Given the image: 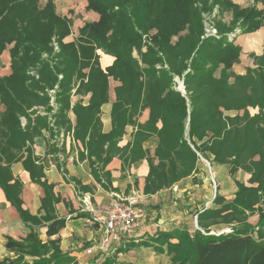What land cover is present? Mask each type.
<instances>
[{
    "label": "trees",
    "instance_id": "obj_1",
    "mask_svg": "<svg viewBox=\"0 0 264 264\" xmlns=\"http://www.w3.org/2000/svg\"><path fill=\"white\" fill-rule=\"evenodd\" d=\"M215 7L219 18L211 24L216 35L204 36L205 14ZM85 9L98 19L85 22L74 40L63 42L71 19L56 13L51 0L42 8L38 0H0V55L8 48L11 70L0 77V187L7 200L21 219L38 224L20 206V184L7 182L12 179L9 164L19 162L23 151L22 163H34L30 147L42 130L53 136L55 130L71 132L91 163L105 165L114 156L124 164L146 159L144 194L204 172L201 156L229 165L231 175L247 173V184L236 181L230 201L215 195V207L196 213L198 228L192 233L158 232L150 240L166 245L170 264H264V56L251 55L255 67L235 74L241 49L234 37L229 39L237 26L240 33L262 26L264 10L230 0H86ZM224 12L232 15L229 23L221 19ZM99 50L113 57L104 69ZM175 78L183 81L184 93ZM109 79L118 85L111 129L102 133L100 112L108 102ZM72 95L80 98L70 105ZM146 109L147 120L138 122ZM130 124L135 126L131 141L117 146ZM152 138L156 144L150 155L143 145ZM42 184L46 206L51 187ZM253 215L255 225L248 221ZM62 226V220L49 223L47 235ZM215 226L231 231L210 234ZM5 247L15 257L0 264H76L57 239L42 242L32 230L22 240L9 237ZM101 264L126 263L107 258Z\"/></svg>",
    "mask_w": 264,
    "mask_h": 264
},
{
    "label": "crops",
    "instance_id": "obj_2",
    "mask_svg": "<svg viewBox=\"0 0 264 264\" xmlns=\"http://www.w3.org/2000/svg\"><path fill=\"white\" fill-rule=\"evenodd\" d=\"M82 1L86 2V0ZM230 1L240 7L254 5L257 9L264 10V3L261 1L256 3L253 0ZM57 2L63 3L61 0H56L55 5ZM64 2L59 8L61 15H67V11L63 9L72 8L71 3V7H68L64 6L68 2ZM79 15L77 22H73L71 34L65 38V42L74 40L78 29L85 22L98 18L96 13H94L96 18H84L80 12ZM231 18L230 12H224L221 17L226 23H229ZM233 42L240 47L241 53L239 62L233 65L232 71L235 74H244L246 68L255 67L251 55L264 56V18L263 25L257 30L238 33ZM7 50L0 55V77L9 75L11 72ZM98 54L100 66L103 69L112 63V56L101 51H98ZM117 85V82L109 79L108 102L101 106L100 112L102 133H107L111 129L110 110L115 98L114 87ZM79 98L72 95L70 105ZM88 98L89 95L84 96L82 104L85 105ZM53 99L51 97V102ZM51 105L55 107L54 103ZM38 112L44 114L41 109ZM68 118L74 125L75 116L71 111H68ZM147 118L148 110L146 109L137 120L144 123ZM20 120L21 125L24 126L25 118L21 117ZM134 130V125H127L117 146L122 147L129 143ZM55 132L57 133L53 136L48 130H42L41 135L34 138L30 147L34 163H22L25 155L23 151L19 162L9 164L12 179L7 183L12 185L14 181H17L20 184L17 194L20 206L38 224L21 219L16 207L7 200L4 190L0 187V263L15 257L14 252L5 247L7 239L10 237L14 240H22L32 230L42 242L57 239L62 252H67L73 257L76 264H101L107 258L114 259L116 263L126 264H170L171 255L167 253L166 245H160L150 239L156 237L158 232L170 233L185 229L192 233L194 230L190 229L186 219L191 216L195 223L198 211L211 208L209 205L206 206V201L201 202L204 194L200 195L199 188L204 185L198 186V173L179 180L169 188L161 189L153 194H144L145 177L148 173L146 159L124 164L117 156H114L105 165L99 162L91 163V158L87 156L81 143L72 138L71 132L66 134H63L62 130H55ZM155 144L156 139L152 138L144 143L143 148H148L150 155H153ZM215 166V174L223 181L224 188L227 187L226 192H230L227 195L223 191L220 195L230 201L236 190L232 177L235 181L247 184L249 175L241 170L231 175L229 165L216 164ZM42 182L51 187L52 201L46 206L42 205L46 195ZM190 190L192 194L187 196V210H184L182 209L185 201L183 194L188 195ZM130 196H136L139 199L141 213L137 226L120 240L103 243V210L115 198ZM210 203L213 205V200ZM251 218L253 217L248 219L249 223ZM56 220H62L63 226L56 234L48 236V224ZM256 222L257 219L254 224ZM217 227L224 226H215ZM89 248L92 249L91 253L86 252ZM25 259L33 260L29 256Z\"/></svg>",
    "mask_w": 264,
    "mask_h": 264
},
{
    "label": "rangeland",
    "instance_id": "obj_3",
    "mask_svg": "<svg viewBox=\"0 0 264 264\" xmlns=\"http://www.w3.org/2000/svg\"><path fill=\"white\" fill-rule=\"evenodd\" d=\"M51 1L54 4L55 12L58 13V14H60L59 13L60 12V9L59 8L62 6L61 4L65 3L64 1L68 2L67 4H64V6L67 5L68 7H71L70 6V3L72 5V8L71 9H69V8L68 9H65V10L63 9V11H67L66 12L67 15L65 14V16H68L71 19L70 33L67 36L64 37L63 42H65V38L69 37V35L71 34V29H72L73 22H75L76 20H78V17L80 16L79 15V12H80V14L82 16H84V18H92V17L93 18H96L95 15H94L95 12H93V11H87L85 9V5L84 4L86 2L84 3L82 0H61V1H63V3L61 2V4H60L59 2H57L56 5H55L56 0H51ZM57 1H60V0H57ZM46 2H47V0H38V6L40 8H42L46 4ZM213 17H216V19L218 17V15H217V8L216 7L213 9V12L209 16H208V14H205V22H206V24H209V25H211L210 23L213 24V22H212L213 21ZM54 44H56V42H55L54 37H53L52 38V45H53V47H54ZM56 46H57V44H56ZM7 49L8 48H6L5 50H7ZM43 56L45 57L46 55L44 54ZM175 80L177 82L180 81L178 78H175ZM177 86H178V83H177ZM53 91H49L51 95L53 94ZM201 162H202V168L204 169V172H203V170H200L201 172L198 173L199 178L197 179V181L199 182L198 183L199 184L198 185L199 187H200V185H204L203 187H200L199 188L200 195L204 194V197L202 198V201L201 202H203V201L205 202L206 201V203H205L206 206L209 205L211 207H215L214 204L211 205L212 203H210V201L215 198V195H220V193H222L223 191H225L224 192L225 194L229 195L230 192L229 191L226 192V188L227 187L224 188L223 183H222L223 181L217 176V174H215V167H216L215 165L216 164L215 163H210L209 161H206V160L205 161H202L201 160ZM232 180L236 184V181L237 180L235 181L233 177H232ZM196 189H198V187H196ZM190 194H192V191L191 190H190V193L188 195L186 193L183 194V197H184L185 201H184V206H183L182 209H184V210H187V204H186L188 202L187 201V199H188L187 196H190ZM227 195H225V196H227ZM224 199H225V201H229V200H227V198H224ZM197 203H199V201ZM189 214H190V212H189ZM252 217L253 218H251V220H250L251 221V224L253 223L252 225H255L254 222L256 221L257 216L256 215H253ZM186 222L190 226V229L192 231L194 229H197L198 226L196 227V225L194 223V219L191 216L186 219ZM210 229L213 232L217 233V232H221V231L226 230L227 227H225V226L224 227H217V228L211 227Z\"/></svg>",
    "mask_w": 264,
    "mask_h": 264
},
{
    "label": "built area",
    "instance_id": "obj_4",
    "mask_svg": "<svg viewBox=\"0 0 264 264\" xmlns=\"http://www.w3.org/2000/svg\"><path fill=\"white\" fill-rule=\"evenodd\" d=\"M211 24V23H210ZM208 25V26H207ZM238 33H240V28L237 26L234 31L229 35L231 40ZM216 35V29L213 25L205 24V34ZM55 50L57 49L56 44H54ZM202 161H205L201 156H199ZM141 209L139 207V200L136 196L130 197H117L115 198L104 210L102 216V225L104 230V241H118L122 237L130 234L134 227L137 226V220ZM198 228V227H197ZM231 230L227 228L221 232L210 231V234H220L229 233ZM203 232V231H202ZM91 248L87 249V253H91Z\"/></svg>",
    "mask_w": 264,
    "mask_h": 264
},
{
    "label": "water",
    "instance_id": "obj_5",
    "mask_svg": "<svg viewBox=\"0 0 264 264\" xmlns=\"http://www.w3.org/2000/svg\"><path fill=\"white\" fill-rule=\"evenodd\" d=\"M177 83H178L177 89H178L179 91H181L182 93H184V90H183V81L180 80V81H178ZM195 225H196V227H197V220H196V219H195Z\"/></svg>",
    "mask_w": 264,
    "mask_h": 264
}]
</instances>
